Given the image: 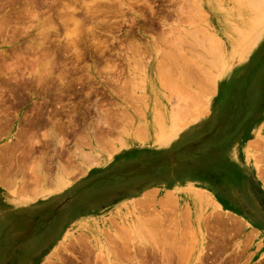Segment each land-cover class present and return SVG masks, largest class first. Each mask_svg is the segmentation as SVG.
I'll list each match as a JSON object with an SVG mask.
<instances>
[{
    "label": "rangeland",
    "instance_id": "obj_1",
    "mask_svg": "<svg viewBox=\"0 0 264 264\" xmlns=\"http://www.w3.org/2000/svg\"><path fill=\"white\" fill-rule=\"evenodd\" d=\"M261 230L264 0H0V264H264Z\"/></svg>",
    "mask_w": 264,
    "mask_h": 264
},
{
    "label": "crops",
    "instance_id": "obj_2",
    "mask_svg": "<svg viewBox=\"0 0 264 264\" xmlns=\"http://www.w3.org/2000/svg\"><path fill=\"white\" fill-rule=\"evenodd\" d=\"M261 232H262L261 238H262V241H263V244H264V230H261Z\"/></svg>",
    "mask_w": 264,
    "mask_h": 264
},
{
    "label": "flooded vegetation",
    "instance_id": "obj_3",
    "mask_svg": "<svg viewBox=\"0 0 264 264\" xmlns=\"http://www.w3.org/2000/svg\"><path fill=\"white\" fill-rule=\"evenodd\" d=\"M113 54H117L116 52H112Z\"/></svg>",
    "mask_w": 264,
    "mask_h": 264
},
{
    "label": "bare ground",
    "instance_id": "obj_4",
    "mask_svg": "<svg viewBox=\"0 0 264 264\" xmlns=\"http://www.w3.org/2000/svg\"><path fill=\"white\" fill-rule=\"evenodd\" d=\"M257 5V4H256ZM259 142V141H258Z\"/></svg>",
    "mask_w": 264,
    "mask_h": 264
}]
</instances>
